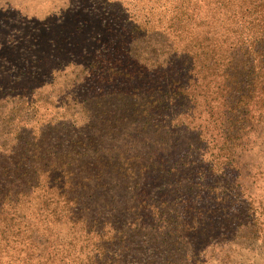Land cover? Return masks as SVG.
<instances>
[{
  "label": "trees",
  "instance_id": "1",
  "mask_svg": "<svg viewBox=\"0 0 264 264\" xmlns=\"http://www.w3.org/2000/svg\"><path fill=\"white\" fill-rule=\"evenodd\" d=\"M113 2L101 48L47 39L11 83L32 107L76 69L62 113L4 123L0 264L183 261L191 233L257 201L242 141L264 125V0H134L133 15ZM259 202L240 217L260 220Z\"/></svg>",
  "mask_w": 264,
  "mask_h": 264
},
{
  "label": "rangeland",
  "instance_id": "2",
  "mask_svg": "<svg viewBox=\"0 0 264 264\" xmlns=\"http://www.w3.org/2000/svg\"><path fill=\"white\" fill-rule=\"evenodd\" d=\"M108 1L112 0H0V145L7 140L4 123L9 124V116L15 110L26 116L34 127H38L41 122H48L56 112L58 101H64V93L68 90L65 77L76 72L75 68H70L58 76L50 88L46 86L38 90L35 96L30 95L32 103L36 99L33 111L34 105L27 107L19 99H13L26 90H21L22 83L17 89L11 84L18 77L23 80L20 74L23 65L29 63L33 55L38 58L40 49L45 47V40L50 38L55 40L57 47L71 42L74 46L101 48V29H104L101 14L108 10ZM133 2L114 0L115 7L109 10L116 15L125 8V12L133 15ZM98 34L99 40L94 37L90 41L91 35ZM68 62L65 60L63 63ZM28 112L30 116H27ZM57 113H62V110L57 109ZM23 116L20 122L15 120L13 123H24L26 120ZM242 143L245 146L242 161L247 166L246 175L249 177L244 185L249 189V197L257 201L245 199L239 208L233 209L230 214L233 220L229 222L220 219L219 213L211 223L203 224L202 231L200 229L198 234L191 233L186 241L188 257L185 258L186 250L182 255L183 261H176L178 258L173 257L170 264H264V227L259 225V222L264 221V212L258 221L254 218L245 219L244 215L245 220L240 217V210L248 209V203H264V171L260 169L264 163V125L248 132ZM237 190L238 187H235ZM235 191L232 192L236 194ZM244 212L247 216L246 210ZM244 222L250 226H244ZM240 224L243 226L240 227Z\"/></svg>",
  "mask_w": 264,
  "mask_h": 264
}]
</instances>
